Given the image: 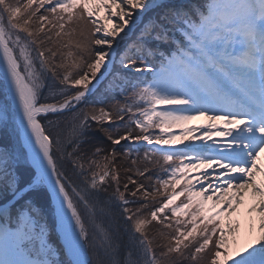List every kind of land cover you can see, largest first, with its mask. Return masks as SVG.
<instances>
[{
    "label": "snow or ice",
    "instance_id": "6c2138e0",
    "mask_svg": "<svg viewBox=\"0 0 264 264\" xmlns=\"http://www.w3.org/2000/svg\"><path fill=\"white\" fill-rule=\"evenodd\" d=\"M0 264H264V0H0Z\"/></svg>",
    "mask_w": 264,
    "mask_h": 264
},
{
    "label": "bare ground",
    "instance_id": "6f19581e",
    "mask_svg": "<svg viewBox=\"0 0 264 264\" xmlns=\"http://www.w3.org/2000/svg\"><path fill=\"white\" fill-rule=\"evenodd\" d=\"M205 123H207V121H204V120H202V119H200V120H193V121H191V127H190V128L198 127V126H200L201 124H205ZM217 123H219V122H217ZM184 126H186V125H184ZM172 131H173L174 133H176L177 135H179L180 132H181V131L176 130V129H172ZM213 139H219V138H218V137H213ZM188 141H190V140L185 139L184 142L187 143ZM193 142L195 143V142H197V141H193Z\"/></svg>",
    "mask_w": 264,
    "mask_h": 264
},
{
    "label": "rangeland",
    "instance_id": "374dc122",
    "mask_svg": "<svg viewBox=\"0 0 264 264\" xmlns=\"http://www.w3.org/2000/svg\"><path fill=\"white\" fill-rule=\"evenodd\" d=\"M190 126H191V124H190V122L186 125V126H184L185 128H190ZM174 129H176V130H179V131H181V129L180 128H174ZM133 155H135V153H133ZM141 155H143V153H141ZM130 163V162H129ZM141 167H142V165H141ZM121 175L123 176V179H122V183L126 180V176L124 175V173L123 172H121ZM130 187H131V185H129Z\"/></svg>",
    "mask_w": 264,
    "mask_h": 264
},
{
    "label": "trees",
    "instance_id": "16d2710c",
    "mask_svg": "<svg viewBox=\"0 0 264 264\" xmlns=\"http://www.w3.org/2000/svg\"><path fill=\"white\" fill-rule=\"evenodd\" d=\"M100 140H101V141L103 140V137H102V136L100 137ZM141 153H143V151H141ZM141 153H140V154H141ZM121 178L123 179V176H122V175H121Z\"/></svg>",
    "mask_w": 264,
    "mask_h": 264
}]
</instances>
